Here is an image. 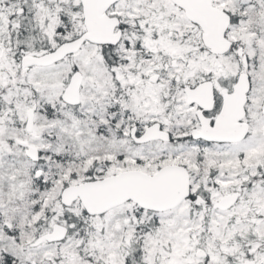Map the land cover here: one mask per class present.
<instances>
[{
  "label": "snow or ice",
  "instance_id": "obj_1",
  "mask_svg": "<svg viewBox=\"0 0 264 264\" xmlns=\"http://www.w3.org/2000/svg\"><path fill=\"white\" fill-rule=\"evenodd\" d=\"M0 264H264V0H0Z\"/></svg>",
  "mask_w": 264,
  "mask_h": 264
}]
</instances>
